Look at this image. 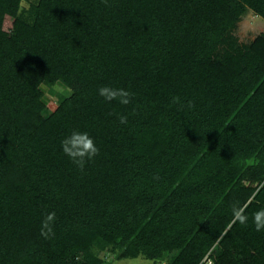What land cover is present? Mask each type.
<instances>
[{"label": "trees", "instance_id": "1", "mask_svg": "<svg viewBox=\"0 0 264 264\" xmlns=\"http://www.w3.org/2000/svg\"><path fill=\"white\" fill-rule=\"evenodd\" d=\"M248 13L264 0H0V264H264V30L237 37ZM73 131L99 148L83 170L61 147Z\"/></svg>", "mask_w": 264, "mask_h": 264}, {"label": "clouds", "instance_id": "2", "mask_svg": "<svg viewBox=\"0 0 264 264\" xmlns=\"http://www.w3.org/2000/svg\"><path fill=\"white\" fill-rule=\"evenodd\" d=\"M256 18L257 16L252 13ZM99 95L104 97L108 102L117 101L120 104L128 105L131 102L132 94L125 89H117L111 86H103L99 90ZM173 103H179V97L173 98ZM187 106L189 108L195 107L192 101H189ZM120 122L126 123L127 117L121 116ZM61 147L65 155H67L73 163H75L81 170H83L86 161L94 159L99 154V148L96 146L94 139L87 132L73 131L69 136L61 141ZM158 178V177H157ZM246 209L242 206L234 204L232 206V221L231 224L239 222L246 224L248 216L245 214ZM56 218L55 212L46 214L42 221L40 234L49 238L53 234L52 224ZM253 223L257 231L264 230V209L253 213ZM231 224L229 226H231Z\"/></svg>", "mask_w": 264, "mask_h": 264}, {"label": "rangeland", "instance_id": "3", "mask_svg": "<svg viewBox=\"0 0 264 264\" xmlns=\"http://www.w3.org/2000/svg\"><path fill=\"white\" fill-rule=\"evenodd\" d=\"M12 25L13 20L7 16L4 21V29L9 31L12 28ZM263 30L264 19H255V17L251 13H248L243 17V19L239 23L238 27L236 28L235 34L242 42L250 43L252 39L259 35ZM57 94L58 92L53 88L47 92V96L50 100V103L48 105L49 110H54L59 104L57 100ZM178 196L180 197L181 193H179ZM202 200L204 205H199L202 207V213H207L211 211L212 205L205 204L206 200L204 198ZM103 257L105 258L108 264H153V261L143 257L123 258L121 260H118L115 258L114 252H106L103 254ZM32 262L33 261L30 258H25L20 264H32Z\"/></svg>", "mask_w": 264, "mask_h": 264}, {"label": "crops", "instance_id": "4", "mask_svg": "<svg viewBox=\"0 0 264 264\" xmlns=\"http://www.w3.org/2000/svg\"><path fill=\"white\" fill-rule=\"evenodd\" d=\"M257 18H261V17L257 15V17H256L255 19H257ZM252 40H253V39H252Z\"/></svg>", "mask_w": 264, "mask_h": 264}, {"label": "built area", "instance_id": "5", "mask_svg": "<svg viewBox=\"0 0 264 264\" xmlns=\"http://www.w3.org/2000/svg\"><path fill=\"white\" fill-rule=\"evenodd\" d=\"M212 261L210 260V263H211Z\"/></svg>", "mask_w": 264, "mask_h": 264}]
</instances>
